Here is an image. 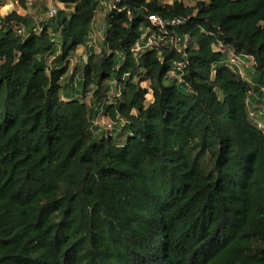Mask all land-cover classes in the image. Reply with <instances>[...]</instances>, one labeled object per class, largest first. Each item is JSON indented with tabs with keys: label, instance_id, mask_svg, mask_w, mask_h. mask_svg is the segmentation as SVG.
Returning <instances> with one entry per match:
<instances>
[{
	"label": "trees",
	"instance_id": "trees-1",
	"mask_svg": "<svg viewBox=\"0 0 264 264\" xmlns=\"http://www.w3.org/2000/svg\"><path fill=\"white\" fill-rule=\"evenodd\" d=\"M66 1L0 14V264H264V0H107L99 53ZM149 14L184 21L133 53Z\"/></svg>",
	"mask_w": 264,
	"mask_h": 264
},
{
	"label": "rangeland",
	"instance_id": "rangeland-1",
	"mask_svg": "<svg viewBox=\"0 0 264 264\" xmlns=\"http://www.w3.org/2000/svg\"><path fill=\"white\" fill-rule=\"evenodd\" d=\"M7 4V8L2 10V14H6L9 11H11L13 8L16 7H22L23 9H28L29 10V16L32 20V25L35 26L36 29H39L40 27L44 26L45 24H49L50 22L54 21L55 18H49L48 17V10L50 7H55L58 11H64L66 13H69L73 10L72 4L66 0H21L20 2L15 4L14 0H3ZM27 1L30 2V4H26ZM161 3H171L174 0H160ZM181 1L183 4L187 6H194L198 1H206V0H177ZM102 5L97 8V10L94 13V24H93V29L91 31V37L88 39L87 43H92L91 45L93 46V49L99 53L102 52L103 49V39H104V16L106 15L108 8H109V2L107 0L104 1V3H101ZM58 15V13H57ZM218 46L220 47L221 45H215V47ZM218 50L223 51L224 48H218ZM86 54L87 52L85 51L84 46H79L75 52L74 55L69 58V64L70 66H74L77 64H85L86 63ZM229 56L228 58L230 59L231 62H234L238 64V66L241 67L243 76L249 80L252 83L251 76L254 73V68L252 66V61L249 58H240V60H237L232 52H228ZM147 83H143V86H146ZM114 90L112 89L111 94L114 95ZM92 94V90L89 89V91H86L85 98L88 101L90 95ZM150 99V96H148ZM80 98V97H79ZM151 100V99H150ZM147 98V101H150ZM262 103H256L249 101V110L252 112H255L257 116H259L258 120L260 121L261 124L264 123V105ZM108 123L106 119L101 118L98 121V124L102 126H107Z\"/></svg>",
	"mask_w": 264,
	"mask_h": 264
},
{
	"label": "built area",
	"instance_id": "built-area-1",
	"mask_svg": "<svg viewBox=\"0 0 264 264\" xmlns=\"http://www.w3.org/2000/svg\"><path fill=\"white\" fill-rule=\"evenodd\" d=\"M115 2H119L120 0H114ZM57 15V9L55 7H50L48 10V17L54 18ZM154 18V19H153ZM147 20L149 21V25H147L142 33L143 40L142 43L137 41L131 48L133 53L142 52L148 49H158L162 44V38L156 36V32L167 35V28H173L174 26L180 25L183 23V19L181 17H176L171 20H166L159 15L149 14L147 16ZM160 36V35H159ZM160 38V40H159ZM187 39H184V44L187 43ZM149 96V95H148ZM249 115L254 119L255 123L260 127L261 123L256 118L255 113L250 111Z\"/></svg>",
	"mask_w": 264,
	"mask_h": 264
},
{
	"label": "crops",
	"instance_id": "crops-1",
	"mask_svg": "<svg viewBox=\"0 0 264 264\" xmlns=\"http://www.w3.org/2000/svg\"><path fill=\"white\" fill-rule=\"evenodd\" d=\"M21 0H14L15 4L17 5L18 2H20ZM26 1V0H25ZM26 4H30L29 1H27ZM8 6L7 4L5 3V1L3 0H0V14L1 15H5L4 13L2 14V10L3 9H6ZM12 10H15L16 12H18L20 15H24V14H29V10L28 9H23L22 7H16V8H13ZM11 10V11H12ZM10 12V11H9ZM7 14V13H6Z\"/></svg>",
	"mask_w": 264,
	"mask_h": 264
},
{
	"label": "snow or ice",
	"instance_id": "snow-or-ice-1",
	"mask_svg": "<svg viewBox=\"0 0 264 264\" xmlns=\"http://www.w3.org/2000/svg\"><path fill=\"white\" fill-rule=\"evenodd\" d=\"M154 19V18H153Z\"/></svg>",
	"mask_w": 264,
	"mask_h": 264
}]
</instances>
